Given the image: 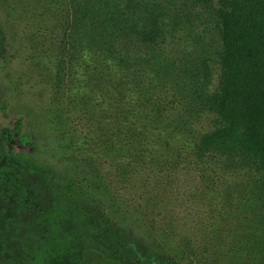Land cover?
<instances>
[{
  "label": "trees",
  "instance_id": "obj_1",
  "mask_svg": "<svg viewBox=\"0 0 264 264\" xmlns=\"http://www.w3.org/2000/svg\"><path fill=\"white\" fill-rule=\"evenodd\" d=\"M62 1L55 55L50 63L36 58L39 52H31V58L39 73L46 71L41 77L50 84L48 126L63 138L78 133L86 155H75V167L57 173L6 152L21 135L23 117L14 129L3 130L0 187L15 214L40 215L38 234L28 233L23 240H37L45 248L44 264L51 258L63 259L56 264H124L116 256L80 259L78 233L56 227L65 214H79L76 199L90 194L113 200L121 214H149L150 226L161 237L153 247L167 264H259L264 233L249 216L209 214L199 223L192 215L183 216L184 228L179 216L162 215L169 206L156 198L170 169L186 162L202 180L204 165L219 159L250 165L264 190V0H194L215 7L221 76L212 91L197 82L196 87L186 83L197 108L212 114L213 120L210 130L182 145L172 143L191 135V122H172L171 113L184 106L183 113L190 116L192 103L181 104L176 95L173 105L163 97L165 84L159 80L162 70L153 50L167 41V30L151 0ZM202 69L207 78V62ZM82 114L98 124L82 126ZM191 162L202 166L193 172ZM143 174L145 188L136 192L134 182ZM47 189L48 204L42 198ZM20 252L4 248L0 256L5 264H25Z\"/></svg>",
  "mask_w": 264,
  "mask_h": 264
},
{
  "label": "rangeland",
  "instance_id": "obj_2",
  "mask_svg": "<svg viewBox=\"0 0 264 264\" xmlns=\"http://www.w3.org/2000/svg\"><path fill=\"white\" fill-rule=\"evenodd\" d=\"M151 2L154 12L162 16L167 30V41L161 48L153 50L158 54L162 70L159 80L165 84L163 97L173 105L176 95L181 104L192 103L190 116L186 111L183 113L184 106L171 113L172 122H175V118L177 122L180 119L191 122L188 125L191 135L172 143L182 145L212 128L213 115L197 108L187 84L196 87L197 82L198 85L208 86L211 91L219 85L221 39L215 7L198 5L194 0ZM63 7L62 0H0V136L3 130L14 129L17 121L23 117L21 135L6 147V152L33 159L57 173L75 167L72 163L75 155H86L83 149L85 140L78 133L74 136L67 134L63 138L53 126H48L46 117L49 116L47 106L51 100L50 84L41 77L47 73H39L31 52H39L36 58L51 62L55 55L53 49H56L53 45L54 31ZM203 62H207L211 71L207 78L203 75ZM107 109L111 114L113 108L108 106ZM81 116L79 123L82 126L94 127L98 124L97 120L83 114ZM164 152L171 154L170 150ZM162 156H165L163 152ZM171 158L167 159L169 164H173ZM191 165L192 168L202 166L194 162ZM204 166L207 172L202 180L188 170L189 164L186 162L173 171L169 170V177L160 183L166 182L163 187L159 185L160 193L156 198L169 206L162 215L167 219L169 216H179L184 228L187 222L183 216L189 218L192 215L199 223L200 218L207 220L209 214L247 215L260 226L259 233L263 234L264 190L254 169L250 165L243 166L226 159L207 162ZM193 170L197 171L198 167ZM145 176L141 175L134 182L136 192L145 188ZM81 196L76 199L79 214H65L66 219L56 226L64 232L70 230L78 233L80 259L88 255L116 256L124 264H167L153 247L154 241L158 242L161 237L157 233L159 230L150 226L149 214H121L113 200L90 194ZM42 198L46 204L50 203L48 189L43 190ZM38 218V214H15L7 201L5 189L0 187V249L22 251L20 254L24 255L25 264H44L45 248L37 240L32 244L23 240L28 233L34 236L38 234ZM60 260L63 259L51 258L50 264L59 263ZM258 263L264 264V254ZM0 264H5L2 258Z\"/></svg>",
  "mask_w": 264,
  "mask_h": 264
}]
</instances>
